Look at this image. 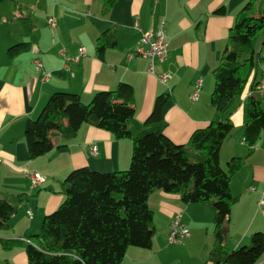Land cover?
<instances>
[{
    "label": "crops",
    "instance_id": "1",
    "mask_svg": "<svg viewBox=\"0 0 264 264\" xmlns=\"http://www.w3.org/2000/svg\"><path fill=\"white\" fill-rule=\"evenodd\" d=\"M244 3L245 0H0V199L21 203L9 226L1 229L10 233L0 236V241L25 239L38 231L44 216L55 211L63 200L61 185L72 170L88 167L96 172H112L129 166L130 140L116 139L108 131L85 123L70 140L56 137L52 151L30 159L25 128L53 92L76 93L88 104L95 92L112 90L118 82L129 83L134 88L133 105L139 122L151 113L156 95L168 93L164 132L173 142L185 144L195 129L224 117L210 103L214 79L209 73L218 65L235 15ZM220 7L226 13L213 14ZM50 19H55L53 29L48 25ZM135 21L141 31L134 29ZM24 22L33 26L29 33ZM161 23L168 51L162 61L153 60L154 72L150 73V59L140 54L146 48L140 42L141 33L156 30ZM104 32L114 35V44H104L102 55H98L97 39ZM20 42H28L29 48L9 59L7 49ZM35 60L40 62L38 68ZM160 75L170 77L161 81ZM197 77L203 84L198 100L192 101L189 96ZM243 99L229 116L237 129L236 139L225 141L220 151L222 167L231 157L243 161L230 184L237 201L225 228L229 250L249 243L251 231L264 233V204L258 206L264 193V132L252 148L247 146L245 153ZM61 143L65 147L58 149ZM92 145L98 147L95 154L91 152ZM34 173L46 180L33 185ZM148 205L156 228L153 244L149 249L129 247L120 264H213L208 261L213 241L202 244L197 252L193 250L197 229H211L213 213L208 207L184 204L178 195L160 191L149 196ZM177 213L190 235L188 240L184 237L182 242L171 244L167 234ZM206 214L208 219L210 216L208 222ZM16 254L20 258H13L15 264H27L26 254ZM257 264H264V256Z\"/></svg>",
    "mask_w": 264,
    "mask_h": 264
},
{
    "label": "trees",
    "instance_id": "2",
    "mask_svg": "<svg viewBox=\"0 0 264 264\" xmlns=\"http://www.w3.org/2000/svg\"><path fill=\"white\" fill-rule=\"evenodd\" d=\"M225 13L223 7L213 12ZM24 24L27 33L32 31L30 22ZM261 32L264 0H245L235 15L228 45L212 71L210 103L224 117L195 129L185 144L173 142L164 132L168 93L157 94L151 113L139 122L133 105L134 88L129 83L118 82L112 90L95 92L88 104L76 93L53 92L25 128L30 159L52 151L56 137L70 140L85 123L108 131L116 139L130 140V163L128 168L112 172L88 167L72 170L61 185L62 202L44 216L40 231L25 239H2V247H22L27 264H120L129 247L151 248L156 228L148 198L160 191L178 195L184 204H200L212 211L209 262L259 263L264 256L263 232L253 233L247 246L229 250L225 245L226 224L237 201L230 184L243 161L231 157L223 169L220 151L234 128L229 118L234 105L246 95L243 142L252 148L264 132V106L253 92L264 64L256 48ZM97 41L96 51L102 55L104 44H114V35L104 32ZM28 48V42L14 44L7 49V56L14 59ZM64 147L65 143L57 146ZM20 208L21 203L0 199V230L9 226Z\"/></svg>",
    "mask_w": 264,
    "mask_h": 264
},
{
    "label": "built area",
    "instance_id": "3",
    "mask_svg": "<svg viewBox=\"0 0 264 264\" xmlns=\"http://www.w3.org/2000/svg\"><path fill=\"white\" fill-rule=\"evenodd\" d=\"M48 25L50 28H55V19H50ZM134 29L141 31L140 24L138 21H135L133 25ZM140 42L142 45H144L146 48L140 51V54L144 57L150 59V67L148 68V72L153 73V60L157 59L159 61H162L167 54L168 51V45L166 41L165 32L163 30V23H161L160 27L156 30H149L147 32L141 33V39ZM34 64L36 68L40 66L39 60H35ZM169 75H160V80L165 81L167 78H169ZM194 88L190 93V99L192 101H196L199 98L200 90L203 84L202 78L197 77L194 82ZM256 95H258L262 103L264 104V68H261V76L258 79L256 85ZM98 147L97 145L91 146V152L94 154L97 153ZM46 180L45 176H41L39 174H32L31 175V181L33 185L42 183ZM264 204V193L259 198L258 206H262ZM29 214H31L30 211H28ZM189 236V230L188 228L180 222V213H177L173 217L172 226L169 231V234L167 236L168 243L175 244L180 243L181 240L184 237Z\"/></svg>",
    "mask_w": 264,
    "mask_h": 264
},
{
    "label": "rangeland",
    "instance_id": "4",
    "mask_svg": "<svg viewBox=\"0 0 264 264\" xmlns=\"http://www.w3.org/2000/svg\"><path fill=\"white\" fill-rule=\"evenodd\" d=\"M255 10H257V7L259 6V2H257V3H255ZM263 42H264V33L263 32H261L260 34H259V38H258V42L256 43V48L259 50V52H260V56L261 57H264V44H263ZM219 64V63H218ZM209 77H213L212 76V73L210 72L209 73ZM212 81H213V78H212ZM192 86H193V88H194V84L192 83ZM213 87H214V85H213ZM193 90V89H192ZM213 90V89H212ZM247 92H251V88L250 87H248L247 88ZM247 97V96H246ZM246 97L243 99V102L245 101V103H242L241 105L243 106V110H244V113H245V115H246ZM242 102V101H241ZM235 108L233 109V111H235L236 110V107H238V106H240V103L239 102H237L235 105ZM242 132H243V129H242ZM236 135H237V129H235V127L233 128V130H232V133H231V136L226 140V142L225 143H227L228 141H233V140H235L236 139ZM260 141V140H259ZM243 150L245 151V153L246 152H248V147L246 146H244V148H243ZM224 156H226V155H224ZM222 167V166H221ZM243 167H244V164H243ZM223 169H226V163H225V165H224V167H222ZM244 170H246L245 168H243ZM59 191V190H58ZM252 192H254V191H252ZM62 202V201H61ZM206 209H208V211H210L211 212V210L209 209V208H206ZM22 211H23V209H21ZM212 213V212H211ZM212 216H213V214H211ZM207 216V217H206ZM212 216H211V229L210 230H207L206 228H201V230H198L197 229V234H198V237H196V240H195V245H194V252H197L199 249H200V247H201V245L203 244L204 245V243H209L210 242V240L211 241H213V222H212ZM205 218H207V222H208V220L210 219V216H209V219H208V214H206L205 215ZM43 220V219H42ZM172 225V224H171ZM40 228H41V225H40ZM40 228L39 229H37L38 231L40 230ZM38 231H34V232H31L30 234H34V233H37ZM256 232H258V231H256ZM8 233H10V232H6V231H4V230H0V236H2V235H5V234H8ZM253 233H255V231H251L250 233H249V237H251V235L253 234ZM11 234H13V233H11ZM190 235V234H189ZM189 239V237L187 238V240ZM186 240V241H187ZM194 240V239H193ZM227 242H229V239L228 240H226ZM182 242V241H181ZM249 243H247V244H242V245H240V246H247ZM189 246V245H188ZM239 246V247H240ZM238 247V248H239ZM23 252L24 253V255H25V252H24V249L22 248V247H18V246H16V247H14L13 249L11 248V249H4L3 247H2V245H1V243H0V264H15L14 263V261H13V258L14 257H17L18 259L20 258V255H17L16 254V252ZM26 256V255H25ZM7 259H9L8 261H7Z\"/></svg>",
    "mask_w": 264,
    "mask_h": 264
},
{
    "label": "bare ground",
    "instance_id": "5",
    "mask_svg": "<svg viewBox=\"0 0 264 264\" xmlns=\"http://www.w3.org/2000/svg\"><path fill=\"white\" fill-rule=\"evenodd\" d=\"M261 68H264V64L262 65V67ZM253 92H254V94H256V87H254V90H253ZM263 106H264V104H263Z\"/></svg>",
    "mask_w": 264,
    "mask_h": 264
}]
</instances>
